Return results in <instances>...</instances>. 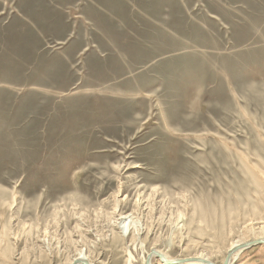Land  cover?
Returning a JSON list of instances; mask_svg holds the SVG:
<instances>
[{"label":"rangeland","instance_id":"rangeland-1","mask_svg":"<svg viewBox=\"0 0 264 264\" xmlns=\"http://www.w3.org/2000/svg\"><path fill=\"white\" fill-rule=\"evenodd\" d=\"M258 171L264 0H0V264H221L261 224ZM131 212L148 231L121 239ZM245 249L233 264H264Z\"/></svg>","mask_w":264,"mask_h":264},{"label":"bare ground","instance_id":"bare-ground-1","mask_svg":"<svg viewBox=\"0 0 264 264\" xmlns=\"http://www.w3.org/2000/svg\"><path fill=\"white\" fill-rule=\"evenodd\" d=\"M245 168V167H244ZM250 169V168H249ZM255 172V171H254ZM259 173L257 174H252V173H250V172H247V173H249L250 175L252 174V176L249 178L250 180H251V182H250V185H252V187H254L255 188V190H258L257 191V196H258V198L255 200V202H253L254 203V206H256V207H254V206H252V208L254 209V208H256V209H261V208H263V210L262 211H264V172L263 173H261L260 171H258ZM246 174V173H245ZM248 175V174H247ZM247 175H246V177H247ZM244 179H245V177H244ZM244 179H242V181L244 180ZM247 180V179H246ZM242 183V182H241ZM243 183H244V181H243ZM248 183V182H247ZM244 186V185H243ZM247 186H249V184L247 185ZM249 187H251V186H249ZM235 189V188H234ZM246 189H247V187H246ZM251 189H253V188H251ZM252 191H254V190H252ZM250 194V193H249ZM249 194H247L246 193V195H248L249 197H250V195ZM251 194H253V192H251ZM254 195H255V192H254ZM247 196V197H248ZM246 197V198H247ZM248 197V198H249ZM252 197H253V195H252ZM256 197V196H255ZM254 198V197H253ZM228 199V198H227ZM230 199H232V198H230ZM236 200V199H235ZM157 201V200H156ZM213 201V200H212ZM226 201V200H225ZM239 201V200H238ZM248 201V200H247ZM253 201V200H252ZM251 201V202H252ZM120 202V201H119ZM218 202V201H217ZM228 202V201H227ZM235 202H237V201H234V203ZM164 203V202H163ZM214 203H216L215 201H214ZM229 203H230V201H229ZM249 203V202H248ZM143 204V203H142ZM216 204H218V203H216ZM223 204H225V203H223ZM232 204H233V202H232ZM237 204H239V202H237ZM244 204H246V203H244ZM243 204V205H244ZM139 205V204H138ZM211 205V204H210ZM221 205V204H220ZM226 206H227V204H225ZM224 205V206H225ZM236 205V204H235ZM259 205H262L263 207H260ZM126 206V205H125ZM222 206V205H221ZM229 206V205H228ZM227 206V207H228ZM233 206H234V204H233ZM238 206H240V205H238ZM236 207L235 206V209L236 208H239V207ZM245 206V208H246V205H244ZM116 207V206H115ZM140 207L142 208V205H140ZM146 207V206H145ZM217 207L218 206H216V209H217ZM243 207V206H242ZM241 207V208H242ZM249 207V206H248ZM212 209V207H210L209 206V209ZM229 208V207H228ZM228 208H224V209H228ZM234 208V207H233ZM253 209H252V211H253ZM255 209V210H256ZM218 210V209H217ZM221 210V209H220ZM220 210H218L219 212H220ZM228 210H231V209H228ZM238 210V209H237ZM236 210V211H237ZM243 210H244V208H243ZM120 211V210H119ZM144 211V210H143ZM222 211H223V209H222ZM225 212H226V210H224ZM239 211H240V209H239ZM246 211V210H245ZM261 211V212H262ZM139 212V211H138ZM145 212V211H144ZM228 212V211H227ZM230 212H232V210L230 211ZM238 212V211H237ZM242 212V211H241ZM254 212V211H253ZM252 212V213H253ZM257 212V211H256ZM136 213V212H135ZM234 213V212H233ZM233 213H230L231 215H232V218H233ZM247 213V212H246ZM134 214V213H133ZM144 214V213H143ZM148 214H150V213H148ZM201 214H202V223H204L208 228H210V229H212V228H215V229H217V225H215L214 223H211V211L210 210H208L207 208H205V209H203L202 211H201ZM222 213H220V215H221ZM248 214V213H247ZM246 214V215H247ZM117 215H118V213H117ZM126 215V214H125ZM150 215H152V214H150ZM229 214L227 213L226 214V216H222V220L224 221L225 219H226V217L228 216ZM237 215V214H236ZM235 215V216H236ZM242 215V214H241ZM244 215V214H243ZM257 215H258V213H257ZM114 216V215H113ZM144 216V215H143ZM230 216V215H229ZM228 216V217H229ZM237 216H239V214L237 215ZM236 216V217H237ZM248 216H249V214H248ZM251 216V215H250ZM259 216H262L263 218H259L258 216L257 217H251L250 219H249V222L251 223V221H253V220H255V219H258V221H260V223L261 224H259L258 223V225H257V227L255 228L254 227V225L253 224H245L244 225V227L242 228V230H241V232L239 231V237L235 240V241H230L231 243L229 244V246L227 247V249L225 250V253H226V256L224 257V262H225V260L227 259V257H228V260H227V262H226V264H233V262L235 261V260H237L238 259V257H239V254H241V252H243L244 250H246L245 248H248V247H253V245H264V213L263 214H261V215H259ZM6 217V216H5ZM149 217V216H148ZM144 218V217H143ZM151 218V217H150ZM183 217L182 216H178V222L176 223L177 224V228L179 229V230H182V229H184V227H185V225H186V223H185V221L183 222V219H182ZM240 218H242V217H240ZM244 218H245V215H244ZM141 219V218H140ZM140 219H138V218H135L133 215H132V212H131V214H129V215H126V216H124V215H122V214H120V216H119V218H118V222H114V220H113V222L116 224V226L117 227H115L119 232L118 233H116V234H120V237H121V239H124L123 238V234L121 233V230H125V229H128V233H129V235L128 236H130L131 238H133L134 240L135 239H139V237L141 236V235H143V233H147V231H148V227H147V222L145 223V221H144V225H143V223H141L140 222ZM168 219V218H167ZM228 220L229 219H231V216H230V218H227ZM226 219V220H227ZM233 219H235V217L233 218ZM117 220V219H116ZM242 220H244V219H242ZM247 220H248V218H247ZM158 221V220H157ZM236 221H234V223H235ZM238 222V221H237ZM113 223V224H114ZM227 223V222H226ZM232 221L230 222V227H234V223H232ZM146 224V225H145ZM148 224H149V222H148ZM152 224V223H151ZM151 224H149V225H151ZM157 224H159V223H157ZM240 224V223H239ZM242 224V223H241ZM107 225V224H106ZM154 226H156V225H154ZM194 226V225H193ZM241 226V225H240ZM114 228V229H115ZM172 228V227H171ZM133 229V233L130 235V231ZM167 229H169V228H167ZM175 229V228H174ZM193 229V228H192ZM240 229V228H239ZM177 230V229H176ZM188 230V229H187ZM187 230H186V232H187ZM144 231V232H143ZM166 231V230H165ZM168 231V230H167ZM169 232H171L170 230H169ZM184 233H185V231H183ZM235 232V231H234ZM238 232V231H237ZM110 233V232H109ZM145 233V234H146ZM149 233V232H148ZM160 233V232H159ZM179 233V232H178ZM150 234H152V233H150ZM158 234V233H157ZM167 234V233H166ZM177 234V233H176ZM180 234V233H179ZM178 234V235H179ZM147 236V235H146ZM149 236V235H148ZM154 236V235H153ZM174 235H172V237H173ZM176 236V235H175ZM174 236V237H175ZM182 236V235H181ZM173 237V238H174ZM179 237H180V235H179ZM183 237V236H182ZM51 238V237H50ZM149 238V237H148ZM156 238V237H155ZM10 239V238H9ZM132 239V240H133ZM141 239H143V238H141ZM150 239V238H149ZM167 239H170L169 241L170 242H168V244H170L171 242H172V239H171V237L169 238H167ZM234 239V238H233ZM129 240H130V238H129ZM152 241V244H153V240H155V239H151ZM127 241H128V238H127ZM136 241H138V240H136ZM156 241H159V239H157ZM163 241V240H162ZM175 241V240H174ZM89 242H90V240H89ZM125 242V241H124ZM7 242H5V240L1 237V240H0V260H6L7 258V253L9 252V248H8V245L6 244ZM126 243V242H125ZM134 243V242H133ZM136 243V242H135ZM140 243H141V241H140ZM155 243V242H154ZM163 243V242H162ZM174 243V242H173ZM172 243V244H173ZM131 244V243H130ZM161 244V243H160ZM181 244V243H180ZM151 245V244H150ZM202 245V244H201ZM143 246V245H142ZM161 246V245H160ZM164 246H165V244H164ZM171 246V245H170ZM153 247H155V246H153ZM168 247V246H167ZM173 247V246H172ZM12 248V247H11ZM152 248V247H151ZM171 248V247H170ZM149 249V248H148ZM201 249V248H200ZM157 250H160V249H158L157 248ZM156 249L154 250V248L152 249V250H150L149 251V253L146 255L147 256V258L145 259V261H144V264H151V260L153 259V258H156L157 260H158V263L159 264H174V263H176L177 261H182L183 263H181V264H213L212 262H210V260L208 259V256L207 255H205V254H203L202 252H201V254H198L197 256H194V257H187V258H183V259H180V260H177V259H170V258H168L165 254H163L162 252H159V251H157ZM199 250V249H198ZM10 254V253H9ZM191 254V253H190ZM87 254H85V252H84V250H83V252L80 250V251H78V253L76 254V256L70 261V263L69 264H83V262L85 261L87 264H90V262L89 261H87V258H88V256H86ZM196 255V254H195ZM9 256V255H8ZM98 256V255H97ZM242 256V255H241ZM45 257V256H44ZM99 259V258H98ZM95 260V259H94ZM4 262V261H3ZM89 262V263H88ZM120 262V261H119ZM224 262H222L223 264H224ZM128 263V262H127ZM153 263V262H152ZM221 263V264H222ZM6 264V263H5ZM128 264H130V263H128Z\"/></svg>","mask_w":264,"mask_h":264},{"label":"water","instance_id":"water-1","mask_svg":"<svg viewBox=\"0 0 264 264\" xmlns=\"http://www.w3.org/2000/svg\"><path fill=\"white\" fill-rule=\"evenodd\" d=\"M227 260H228V257H227V259L225 260L224 264H226ZM180 263H183V262H182V261H177V262L174 263V264H180ZM83 264H87V263H86V262H83ZM146 264H147V263H146Z\"/></svg>","mask_w":264,"mask_h":264}]
</instances>
